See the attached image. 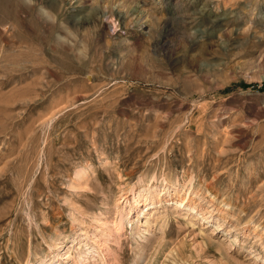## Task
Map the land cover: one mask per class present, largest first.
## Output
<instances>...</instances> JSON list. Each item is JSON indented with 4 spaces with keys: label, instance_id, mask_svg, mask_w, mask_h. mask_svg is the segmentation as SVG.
Instances as JSON below:
<instances>
[{
    "label": "rangeland",
    "instance_id": "374dc122",
    "mask_svg": "<svg viewBox=\"0 0 264 264\" xmlns=\"http://www.w3.org/2000/svg\"><path fill=\"white\" fill-rule=\"evenodd\" d=\"M0 264H264V0H0Z\"/></svg>",
    "mask_w": 264,
    "mask_h": 264
},
{
    "label": "bare ground",
    "instance_id": "6f19581e",
    "mask_svg": "<svg viewBox=\"0 0 264 264\" xmlns=\"http://www.w3.org/2000/svg\"><path fill=\"white\" fill-rule=\"evenodd\" d=\"M150 191V193H151V190H149ZM181 205H184V200H182L181 202H180V206ZM195 212V211H194Z\"/></svg>",
    "mask_w": 264,
    "mask_h": 264
}]
</instances>
